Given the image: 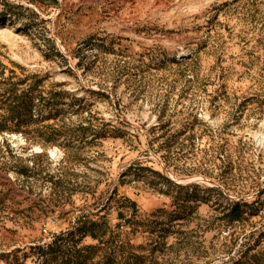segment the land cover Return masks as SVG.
I'll return each mask as SVG.
<instances>
[{
    "label": "rangeland",
    "instance_id": "374dc122",
    "mask_svg": "<svg viewBox=\"0 0 264 264\" xmlns=\"http://www.w3.org/2000/svg\"><path fill=\"white\" fill-rule=\"evenodd\" d=\"M0 264H264V0H0Z\"/></svg>",
    "mask_w": 264,
    "mask_h": 264
},
{
    "label": "bare ground",
    "instance_id": "6f19581e",
    "mask_svg": "<svg viewBox=\"0 0 264 264\" xmlns=\"http://www.w3.org/2000/svg\"><path fill=\"white\" fill-rule=\"evenodd\" d=\"M180 52H181V56H182V55L187 54L188 51L186 48H182Z\"/></svg>",
    "mask_w": 264,
    "mask_h": 264
},
{
    "label": "built area",
    "instance_id": "2783aa9c",
    "mask_svg": "<svg viewBox=\"0 0 264 264\" xmlns=\"http://www.w3.org/2000/svg\"><path fill=\"white\" fill-rule=\"evenodd\" d=\"M224 234H225V232H224Z\"/></svg>",
    "mask_w": 264,
    "mask_h": 264
},
{
    "label": "trees",
    "instance_id": "16d2710c",
    "mask_svg": "<svg viewBox=\"0 0 264 264\" xmlns=\"http://www.w3.org/2000/svg\"><path fill=\"white\" fill-rule=\"evenodd\" d=\"M237 209V208H236Z\"/></svg>",
    "mask_w": 264,
    "mask_h": 264
}]
</instances>
